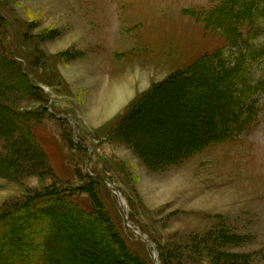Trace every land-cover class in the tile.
<instances>
[{"label": "rangeland", "instance_id": "1", "mask_svg": "<svg viewBox=\"0 0 264 264\" xmlns=\"http://www.w3.org/2000/svg\"><path fill=\"white\" fill-rule=\"evenodd\" d=\"M225 2L0 0V211L46 191L102 214L110 247L100 227L84 241L97 254L66 264H153L154 247L158 264H264V30L249 40ZM203 59L223 64L232 92L258 87L220 138L218 70L176 81ZM121 80L122 102L100 116Z\"/></svg>", "mask_w": 264, "mask_h": 264}, {"label": "trees", "instance_id": "2", "mask_svg": "<svg viewBox=\"0 0 264 264\" xmlns=\"http://www.w3.org/2000/svg\"><path fill=\"white\" fill-rule=\"evenodd\" d=\"M222 9H224V12L226 11L228 15L231 14L230 17H233V20L236 22L237 26L239 24H248L252 26V28L247 33L249 40H253L259 34H261V32H263L264 24H262V21H264V0H226ZM236 29L238 28H235V30ZM206 60L207 59L200 60L192 67L190 66L183 70L181 73L176 75V81H178V83L199 82L202 81V75H204V73L207 71H213V69L218 70L216 78L217 80L220 79L219 81L223 83V89L226 92L224 97L229 98L226 99V101L223 100L221 102V107L230 109L228 112L229 115L227 112V114L224 115L223 110L220 112L221 110L217 109L218 113L215 111L216 114L209 117V121L221 125V128L219 129L220 131L218 130L219 132L214 133L220 138L226 135L225 131L227 129L231 130V128L236 124V126L239 127L238 121L240 120L239 118L243 108V104L240 106L239 103L240 101H244L243 98H250V93L252 90H257L258 87L255 86V88H248L246 92H244L246 88L232 92V86L230 85H233V82L230 80L232 82L231 84V82L228 81V78L231 76H227L226 78L221 77V74H226V69H223V64L218 61V66H216V64L212 65L210 62L207 63ZM237 64L239 63H236L235 65ZM238 69L239 67L237 68V66L233 67V70L238 71ZM246 79L247 78H245V80L242 79L243 85H250ZM224 80H227L228 83L223 82ZM197 89L200 92H206L210 91L211 87H209L207 84V86L204 85ZM200 92L199 94L201 95ZM235 93L238 94L235 95ZM222 95L218 98L216 97L217 95L215 96L213 105H209L208 103L205 104L206 101L202 100L203 102H200L201 104L199 110L206 111L207 109L210 110L213 107L219 108L220 103L217 104V102L222 97ZM197 100H199V98ZM0 109L3 111V115H7L8 110H5L1 107ZM9 119L11 118L7 117V122ZM202 119V121L209 122L206 114H203ZM124 121H126V118ZM244 121L246 122V118ZM198 123L199 125L203 124V122ZM121 127L123 126H119V129ZM205 139L206 138L204 136L195 140L193 148L199 147L201 144H203ZM136 144L140 146L139 141H137ZM34 151H36V154L38 153L36 148H34ZM149 154L151 155V151ZM32 158L35 159L33 155ZM152 159L154 162L156 158L152 157ZM43 169H47L46 166H44ZM103 220L102 214L99 212H96L95 215L91 216L90 213H84L83 211L77 209L74 205H72L70 202H66L57 194L49 195L46 191H43L40 194L30 193L26 195L22 201L14 202L9 207H5L0 211V229L6 227L11 228L6 234V239L8 240V243L6 242V246L0 244V253L4 254L2 255V261H0V264H60L59 262L61 260L63 261H61V264H66L68 258L70 260L82 262L88 255L90 256L97 254L98 250L96 248L98 247L95 245L84 244V241L93 237L94 235L92 234H99V231L101 230L100 227L106 232V236L102 237L103 244L106 245L105 247H110V245H108V243L110 244V225L108 226ZM78 221L79 223L83 222L86 224L84 230L79 229V232L76 233L79 235H76L72 232L63 233L69 222L74 224L78 223ZM15 223L16 225H14ZM104 223L108 226H106L108 229L103 227ZM86 230H91V232H87ZM76 238L78 239L76 240ZM12 239H14L16 242L18 249H15V247L12 245ZM50 242L51 245L48 246V243ZM71 243L74 244L73 247L78 248L76 251L79 253V256L72 253L73 249L71 247ZM84 245H86L84 247L85 249H83ZM65 252L67 257L63 255ZM3 256L5 258L4 260ZM117 261H122V259Z\"/></svg>", "mask_w": 264, "mask_h": 264}, {"label": "bare ground", "instance_id": "3", "mask_svg": "<svg viewBox=\"0 0 264 264\" xmlns=\"http://www.w3.org/2000/svg\"><path fill=\"white\" fill-rule=\"evenodd\" d=\"M99 66V65H98ZM100 68V67H99ZM121 77V76H120ZM122 79V78H121ZM122 82H124L123 80H121ZM108 82V81H107ZM118 82V81H117ZM125 82L123 83V85H118V86H116V87H114L113 88V91H112V93H109V91H110V87L111 86H109L108 87V89L107 90H109V91H107L109 94H107L106 95V98H105V100H107L106 101V103H102V107L100 108L101 109V111H98V113L100 114V116L102 115V116H105V115H107L109 112H110V107L112 106V104L113 105H116V103H118V102H120L122 99H123V97H124V94H123V92L125 91V90H123V89H125L126 87H125ZM109 85H110V82H109ZM105 86V85H104ZM115 86V85H114ZM125 87V88H124ZM106 88V87H105ZM116 88V89H115ZM126 94V93H125ZM112 99H114L113 101H111ZM122 102V101H121ZM111 104V105H110ZM98 114V115H99ZM107 119V118H106ZM104 120V119H103Z\"/></svg>", "mask_w": 264, "mask_h": 264}, {"label": "water", "instance_id": "4", "mask_svg": "<svg viewBox=\"0 0 264 264\" xmlns=\"http://www.w3.org/2000/svg\"><path fill=\"white\" fill-rule=\"evenodd\" d=\"M133 229L138 230L136 227H133Z\"/></svg>", "mask_w": 264, "mask_h": 264}]
</instances>
